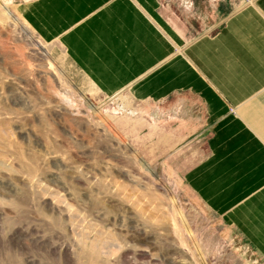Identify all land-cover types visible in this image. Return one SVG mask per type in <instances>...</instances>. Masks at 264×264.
Here are the masks:
<instances>
[{
	"label": "rangeland",
	"instance_id": "rangeland-1",
	"mask_svg": "<svg viewBox=\"0 0 264 264\" xmlns=\"http://www.w3.org/2000/svg\"><path fill=\"white\" fill-rule=\"evenodd\" d=\"M20 1L0 0V264H264L185 182L207 137L104 95Z\"/></svg>",
	"mask_w": 264,
	"mask_h": 264
},
{
	"label": "crops",
	"instance_id": "crops-1",
	"mask_svg": "<svg viewBox=\"0 0 264 264\" xmlns=\"http://www.w3.org/2000/svg\"><path fill=\"white\" fill-rule=\"evenodd\" d=\"M17 6L104 95L127 91L133 103L154 104L155 126L207 137L185 182L264 258V0Z\"/></svg>",
	"mask_w": 264,
	"mask_h": 264
}]
</instances>
